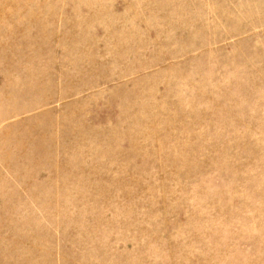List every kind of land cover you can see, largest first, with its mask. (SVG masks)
<instances>
[{
  "label": "rangeland",
  "instance_id": "374dc122",
  "mask_svg": "<svg viewBox=\"0 0 264 264\" xmlns=\"http://www.w3.org/2000/svg\"><path fill=\"white\" fill-rule=\"evenodd\" d=\"M0 264H264V0H0Z\"/></svg>",
  "mask_w": 264,
  "mask_h": 264
}]
</instances>
